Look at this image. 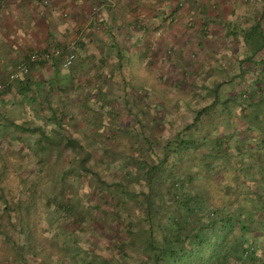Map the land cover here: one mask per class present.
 <instances>
[{
	"label": "crops",
	"instance_id": "0c3cea01",
	"mask_svg": "<svg viewBox=\"0 0 264 264\" xmlns=\"http://www.w3.org/2000/svg\"><path fill=\"white\" fill-rule=\"evenodd\" d=\"M263 1L0 0V79L32 54L58 47L76 54L70 69L37 65L0 92V183H13L16 161L45 160L48 100L80 106L90 88L184 85L208 70L214 81L225 79L256 51L251 33L258 25L264 41ZM26 133L36 134L33 144Z\"/></svg>",
	"mask_w": 264,
	"mask_h": 264
},
{
	"label": "rangeland",
	"instance_id": "374dc122",
	"mask_svg": "<svg viewBox=\"0 0 264 264\" xmlns=\"http://www.w3.org/2000/svg\"><path fill=\"white\" fill-rule=\"evenodd\" d=\"M213 73L211 70L205 72V85L212 82L209 80ZM185 82L184 85L176 82L168 85L165 81L166 86L145 87L140 93L137 92V97L147 101L141 99L137 104L135 94L125 87L90 88V101H83L80 106H76L73 99L58 97L60 99L52 101L50 104L54 113L48 109L44 119L46 134L41 135L42 129L37 134L41 135V139L48 136L55 142L61 135H69L79 145L76 150L73 141L72 145H64L46 164L41 161L40 165L28 159L25 161L28 164L23 166L16 161L13 183H0V264H141V205L129 202L112 192L113 189L108 188L103 196L97 194L94 190L96 184L89 175L85 179L78 176V160L86 156L81 149L83 146L89 150L87 153L91 160L88 166L91 170H97L109 183L116 182L120 177L119 180L127 184L128 192H137L139 183L131 175L133 170L144 169L145 163L152 164L154 153L163 154L162 148L168 139L192 123L194 115L191 107H201L198 96L205 93L204 89L200 90L201 85H194L197 81ZM229 88V93L238 94L234 87ZM148 95H152L153 99H147ZM35 104L43 106L42 103ZM80 107H87V114ZM52 114L57 119L55 124L50 121ZM139 117L146 128L143 134L151 137V143L139 140V144L132 142L130 145L120 130L136 125ZM152 120L156 122L155 130L151 128ZM40 121L43 122L42 118ZM35 135L26 133L24 137H30V144H33ZM18 153L21 151L16 150ZM129 155L135 160H142V163L134 159L130 162ZM168 159L175 161V164L181 163L182 167L176 170L179 173L193 174V171L199 170L193 167L200 162L196 157L190 158V163L186 161L188 165L182 157L177 159L172 156ZM118 161H124L127 167H116ZM201 163L204 164L203 161ZM38 167H41V171H38ZM225 167L222 173L226 178L236 176L241 181L234 191L236 195H250L249 191L264 182V174L255 177L246 172L238 173L237 166L233 164ZM203 178L196 182L195 191L205 186L218 199L225 198L229 191L226 182L215 183L211 177ZM2 187L5 189L2 190ZM159 190L161 196L164 192L161 188ZM159 200V197L156 198L153 210L158 209ZM164 224H168V221L165 220ZM7 235L11 240L5 239ZM129 243H134L133 247L121 253L119 247Z\"/></svg>",
	"mask_w": 264,
	"mask_h": 264
},
{
	"label": "trees",
	"instance_id": "16d2710c",
	"mask_svg": "<svg viewBox=\"0 0 264 264\" xmlns=\"http://www.w3.org/2000/svg\"><path fill=\"white\" fill-rule=\"evenodd\" d=\"M255 28L251 39L255 36L256 51L239 61L238 69L225 71L226 78L217 82L210 78L212 82L208 85L204 84L202 78L205 72L203 76H195L199 81L195 79L193 82H197L194 85H201L200 90L205 91L198 96L201 107H191L194 115L192 123L168 139L162 148L163 154L154 153L152 164L145 163L144 169L133 170L131 175L139 183L137 192H128L127 184L119 180L120 177L116 182L109 183L97 170H91L88 166L91 160L89 150L83 146L81 148L86 156L78 160L77 172L80 178L85 179L89 175L96 184L94 190L100 196L113 189L112 192L125 197L129 202L141 205V264H264V182L249 191L250 195H236L234 191L240 179L236 176L226 178L222 173L227 164H233L237 166L238 173L246 172L255 177L264 174V53L261 52L264 41L260 25ZM55 50L59 54L47 51L43 55L49 56L48 59L41 62H31V55L28 57L26 63L31 70L30 76L35 66L51 62L64 69L65 59L72 51L61 47ZM14 84L4 90L12 89ZM229 87H234L238 94L229 93ZM127 89L135 94V104L143 99L137 97V92L140 93L143 88ZM148 98L153 99L151 95ZM51 102L48 100L47 107L54 113ZM50 121H57L55 114H52ZM136 122V125L120 132L126 136L130 145L132 142L139 144V140L150 144L151 137L143 134L146 130L144 121L139 117ZM151 122V128L155 130L156 122ZM46 141V151L42 152L46 156L42 162L45 164L64 145H72L73 141L76 143L73 144L74 150L79 145L69 135H61L56 142L46 136ZM64 141L66 144H63ZM172 156L177 159L182 157L186 165L191 161L190 158L196 157L200 162L193 167L199 170L193 171V174L177 172L182 166L168 159ZM128 158L130 162L135 160L130 155ZM139 160L135 162L141 164L142 160ZM116 167L124 169L127 164L118 161ZM38 171H41V167H38ZM203 177H211L215 183L226 182L229 185V191L224 196L226 199H218L205 186L195 191L196 182L204 180ZM160 188L164 192L161 196ZM158 197V209L153 210ZM5 209L8 211L7 207ZM78 216L82 217L81 213ZM165 220L168 224H164ZM5 239L11 240L8 235ZM133 245H121V253H126Z\"/></svg>",
	"mask_w": 264,
	"mask_h": 264
},
{
	"label": "built area",
	"instance_id": "2783aa9c",
	"mask_svg": "<svg viewBox=\"0 0 264 264\" xmlns=\"http://www.w3.org/2000/svg\"><path fill=\"white\" fill-rule=\"evenodd\" d=\"M55 54H59V51L53 50ZM49 56L42 55L38 56L36 54L31 55V62H38L40 59H48ZM76 61V54L72 50L71 54L67 56L65 59V62L63 64V67L66 69L71 68ZM30 67L28 64H21L16 67L15 71L11 73L8 77L4 79H0V92L9 87L11 84H14L17 82H21L25 80L30 75Z\"/></svg>",
	"mask_w": 264,
	"mask_h": 264
}]
</instances>
